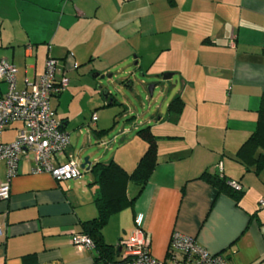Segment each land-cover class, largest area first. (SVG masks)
Returning a JSON list of instances; mask_svg holds the SVG:
<instances>
[{
  "label": "crops",
  "instance_id": "1",
  "mask_svg": "<svg viewBox=\"0 0 264 264\" xmlns=\"http://www.w3.org/2000/svg\"><path fill=\"white\" fill-rule=\"evenodd\" d=\"M132 56L141 74L145 60L167 56L163 71L177 78L171 97L183 108L169 115L166 101L146 120L157 138L156 166L133 207L110 217L105 242L119 251L141 213L157 259L177 231L230 264H264V170L256 174L235 156L264 107V0H0V60L16 66L17 89L38 79L48 57L68 70L67 89L50 99L70 137L59 163L82 162L74 154L85 151L78 149L80 132L72 131L81 115L105 129L102 113L95 114L99 99L83 105L75 73L90 67L105 75ZM6 90L0 81V96ZM20 125L7 126L1 140L11 142ZM125 133L116 149L115 135L106 140L110 155L89 152L90 165L113 159L131 172L147 144ZM34 166L32 152L21 155L9 195L0 198V264H26L29 255L39 264H96L92 248L71 242L79 223L97 215L93 175L85 169L78 179L56 181ZM203 172L239 182V201L200 178ZM6 180L0 161V185ZM136 190L129 184L127 193Z\"/></svg>",
  "mask_w": 264,
  "mask_h": 264
},
{
  "label": "built area",
  "instance_id": "2",
  "mask_svg": "<svg viewBox=\"0 0 264 264\" xmlns=\"http://www.w3.org/2000/svg\"><path fill=\"white\" fill-rule=\"evenodd\" d=\"M16 72L14 64L0 60V81L7 84L6 92L0 96V161L5 162L7 174V180L0 185V198L4 199L9 195V179L17 174L19 158L27 152L34 155V171L47 172L56 181L78 179L85 170L73 159L64 163L57 160L67 148L70 137L55 118L50 99L67 89L68 70L48 57L43 73L33 82L26 78V88L22 90L16 87ZM95 120L96 116L92 115L91 122ZM13 122L21 125L11 142H3L2 133ZM228 183L236 190L242 188L237 181ZM259 204L264 206V200ZM142 222L143 215L136 214L133 230L120 241V264H230L222 254L207 251L195 237L177 231L170 236L165 258L157 259L151 254ZM71 242L77 247L92 248V241L84 234L73 233Z\"/></svg>",
  "mask_w": 264,
  "mask_h": 264
},
{
  "label": "trees",
  "instance_id": "3",
  "mask_svg": "<svg viewBox=\"0 0 264 264\" xmlns=\"http://www.w3.org/2000/svg\"><path fill=\"white\" fill-rule=\"evenodd\" d=\"M182 108L183 102L178 96L172 98L167 105L168 114L172 116L178 115ZM108 131L109 129L97 130L91 127V132L97 139L104 137ZM136 132L146 142L147 147L131 172L126 171L113 159L108 162L97 161L88 169L93 175V184L97 186L93 199L97 215L90 220L80 222L78 233L86 235L92 241L96 264H120V250L105 242L102 230L112 215L133 207L157 163V138L150 126L136 127ZM108 144L107 141L106 146ZM235 156L246 169H252L256 174L264 170V107L257 110L255 128L239 147ZM199 177L210 182L218 192H224L236 201H239L243 194L242 188L240 190L232 188L228 183L229 180L220 174L208 175L203 172ZM129 184L137 188L132 196L127 193ZM25 262L39 264L35 255L26 256Z\"/></svg>",
  "mask_w": 264,
  "mask_h": 264
},
{
  "label": "rangeland",
  "instance_id": "4",
  "mask_svg": "<svg viewBox=\"0 0 264 264\" xmlns=\"http://www.w3.org/2000/svg\"><path fill=\"white\" fill-rule=\"evenodd\" d=\"M166 58L167 56H161L145 60L146 65L144 66V75L142 76L138 67L134 65L135 60L133 56L129 65L114 67L111 71L105 73L103 78L93 77L92 75L98 73V71L96 69L91 71L90 67L82 68L75 73L76 78L80 81L78 92L81 93V96L83 94V105L86 107L89 100L92 99L91 101H93V97H97L100 105L96 107L95 114L102 113L103 117L100 124L105 126L106 130L109 129L108 133L101 140L102 142L97 143L91 132L93 125L89 123V114L84 119H81L83 117L81 115L80 120L74 121L75 125L73 124L72 131L81 133H79L78 138V149L79 147L85 148V151L79 153L76 151L74 153L77 161L81 162L83 158L93 152L96 155H110L111 152L107 151L105 147L106 140L115 135L118 140L113 145V149H116L121 144V138L128 135V133H125L127 129L132 133L133 137L138 140L141 139L134 127L143 128L146 126V120L156 111H164L166 101H170L173 98L171 97L172 86L175 84L177 78L173 77L168 80H162L164 74L170 73L169 71H163L167 64H165ZM108 75L110 76L108 77ZM129 79L131 82L128 84L127 80ZM155 82L159 83L150 96L148 86ZM105 91L109 93V99L106 100L104 96ZM110 100L112 103H110ZM132 115L133 119L129 120V117ZM122 129H124L123 132L121 131ZM86 175L90 176L89 174Z\"/></svg>",
  "mask_w": 264,
  "mask_h": 264
},
{
  "label": "water",
  "instance_id": "5",
  "mask_svg": "<svg viewBox=\"0 0 264 264\" xmlns=\"http://www.w3.org/2000/svg\"><path fill=\"white\" fill-rule=\"evenodd\" d=\"M142 75H143V74H141V76H142ZM92 76L95 77V78H98V77L103 78L105 75H103V74H99V73H94ZM109 76H110V75H108V77H109ZM171 76H172L171 73H166V74H164V75L162 76V80H168V79L171 78ZM158 83H159V82H155V83L151 84L150 86H148V92H149V95H150V96L152 95L153 90L155 89V87L157 86ZM104 96H105V98L108 99V98H109V93L105 91V92H104ZM110 103H112L111 100H110ZM89 167H90V161L88 160V157L83 158L82 162L80 163V168H82V169L85 168L86 170H88Z\"/></svg>",
  "mask_w": 264,
  "mask_h": 264
}]
</instances>
